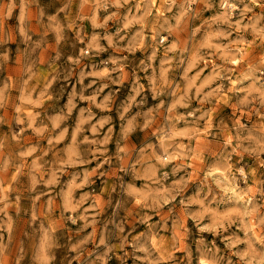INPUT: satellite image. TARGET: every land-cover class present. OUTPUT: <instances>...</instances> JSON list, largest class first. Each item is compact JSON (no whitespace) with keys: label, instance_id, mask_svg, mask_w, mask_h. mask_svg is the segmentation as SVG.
Segmentation results:
<instances>
[{"label":"rangeland","instance_id":"obj_1","mask_svg":"<svg viewBox=\"0 0 264 264\" xmlns=\"http://www.w3.org/2000/svg\"><path fill=\"white\" fill-rule=\"evenodd\" d=\"M0 264H264V0H0Z\"/></svg>","mask_w":264,"mask_h":264}]
</instances>
